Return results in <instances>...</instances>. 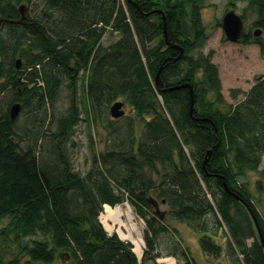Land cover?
Here are the masks:
<instances>
[{"label":"trees","instance_id":"obj_1","mask_svg":"<svg viewBox=\"0 0 264 264\" xmlns=\"http://www.w3.org/2000/svg\"><path fill=\"white\" fill-rule=\"evenodd\" d=\"M22 1L0 0V235L19 249L8 260L0 257V264H147L155 238L171 230L149 196L201 233L205 253H230L235 264H264V243L255 236L249 207L263 239L264 220L240 180L259 168L264 155V77L224 109L212 55L191 53L205 40L203 0H41L24 19ZM252 2L259 12L254 24L264 27V0ZM158 9L166 16L169 41L183 52L166 43ZM107 33L116 39L104 45ZM252 37L243 31L240 40ZM255 41L264 53V40ZM79 73L92 108L101 111L124 97L143 123L138 140L95 153L86 175L71 168L61 143L79 120L74 98L47 155L38 140L22 147L18 117H10L18 100L21 112L36 118L64 84L76 87ZM184 83L194 87L193 113ZM9 92L11 103L4 106ZM232 93L236 98L239 91ZM126 199L146 221L148 249L141 261L132 243L109 235L99 219L105 203ZM225 225L223 246L215 237ZM37 234L41 239L22 243ZM185 264L194 262L186 258Z\"/></svg>","mask_w":264,"mask_h":264},{"label":"rangeland","instance_id":"obj_2","mask_svg":"<svg viewBox=\"0 0 264 264\" xmlns=\"http://www.w3.org/2000/svg\"><path fill=\"white\" fill-rule=\"evenodd\" d=\"M252 1L255 0H203L200 11L201 23L203 25V34L205 36L204 43L192 50V54H211V60L218 66L219 75L222 81V94L227 105L235 106L238 102L244 99V93L248 92L256 83L259 77H264V53L256 38L264 40V27L256 26L254 23L259 18L258 5ZM254 3V4H252ZM21 4V3H20ZM19 4V5H20ZM25 12L32 9H38L42 5L41 0H32V3L23 2ZM234 9L243 18L244 33L252 34V41L237 42L230 41L226 37L222 26V19L226 11ZM260 30V35L255 36L254 32ZM116 39L112 34H106L103 43L109 45ZM77 85L71 88L66 84L60 88L58 97L47 105L36 118L29 116L27 111L20 112L18 116V126H20L21 135L24 142L22 147L30 142L37 141L39 149L43 155H47L51 147L52 137H55L60 132V117L65 116L70 111L72 98L75 99L79 107V120L72 126V130L68 133L67 138H62V145H65L66 153L69 156V165L71 168L81 175H86L92 167V159L95 153L117 146V144L129 143L131 139L138 140L141 136L142 124L140 119L134 114L131 105L124 97H119L116 100L125 102L124 115L113 117L110 113V106L101 111L95 110L91 106L85 87V77L82 73L78 74ZM232 90L239 91L236 98L233 97ZM9 92L3 98L4 106L11 103V94ZM45 120V121H44ZM129 122L132 123L131 128ZM134 127V128H132ZM26 128V129H25ZM130 128V129H129ZM242 182H246L253 198V203L259 214L264 220V155L260 166L257 170L249 171L246 177H240ZM261 183V187L260 184ZM106 204V203H105ZM103 209L99 214V219L104 225L109 235L118 232L116 229L110 230L102 218ZM125 207H130L138 222V229L144 239V253L148 249L145 230L146 221L136 212L135 207L129 199L119 203ZM118 205V204H116ZM115 206V205H114ZM160 208L166 211L162 220L167 223L171 230L156 237L157 248L149 252V260L147 264H163L160 259L172 258L171 264H185L186 258H189L194 264H235L232 256L224 253L220 257H214L205 253L200 245L201 233L197 232L187 222L175 217L170 213V206L165 203L160 204ZM5 224V221L0 222V227ZM255 236L259 238L258 230L253 221ZM223 230L225 232H223ZM226 225L220 231L219 236L215 237L216 241L225 246L227 238ZM119 236V235H118ZM42 235H32L23 238L22 243L31 239H41ZM120 237V236H119ZM121 238V237H120ZM122 239V238H121ZM253 237L248 239V243L253 241ZM125 242L132 243L129 239H122ZM133 245V243H132ZM225 249V248H224ZM133 250L136 252L134 245ZM14 243L5 241L0 235V257L3 260H8L18 253ZM187 253V257L183 253ZM143 253V255H144ZM142 255V257H143ZM160 255L159 257H156ZM242 257V256H241ZM222 262V263H221ZM242 264V263H241ZM245 264V263H243Z\"/></svg>","mask_w":264,"mask_h":264},{"label":"water","instance_id":"obj_3","mask_svg":"<svg viewBox=\"0 0 264 264\" xmlns=\"http://www.w3.org/2000/svg\"><path fill=\"white\" fill-rule=\"evenodd\" d=\"M19 11L22 14V18H25V13H24L25 5L24 4H21L19 6ZM158 12H160L163 15V20H164L163 30H164V37H165L166 43H168L172 46H175V47H180L179 45L173 44L169 41L166 16L161 9H158ZM1 22H2V18L0 17V25H1ZM222 26H223L224 32H225L228 40L234 41V42H237L240 40V37L243 33L244 23H243V18L241 17V15L238 14L234 9H229L228 11L225 12L223 19H222ZM254 34L257 36L260 35V30L259 29L256 30L254 32ZM180 50H181V52H183V49L181 47H180ZM21 64H22V61L20 58H18L16 60V67L19 68L21 66ZM161 70H162V67H160L158 72H157L156 83L159 82ZM180 86H186V87H189V89H190V94H191L190 112L193 113L194 87L190 83H184ZM124 104H125V102L123 100H116L115 102H113L110 106L111 115L115 118L124 115V113H125ZM21 108H22L21 102H15L14 104H12V106L10 108V117L12 119H15L19 115ZM211 153H212V148L207 150L204 161H203V165L206 164ZM225 187L227 190L229 189L228 186L226 185V183H225ZM149 200L153 202L154 207L156 209V212H157V214H159L160 218H163L165 215V212L160 210L159 203L153 198H150ZM249 209H250V213L253 216V219H254L255 225L257 227L260 239H261L262 243H264L263 233H262L258 218H257L256 214L254 213V211L250 207H249Z\"/></svg>","mask_w":264,"mask_h":264},{"label":"bare ground","instance_id":"obj_4","mask_svg":"<svg viewBox=\"0 0 264 264\" xmlns=\"http://www.w3.org/2000/svg\"><path fill=\"white\" fill-rule=\"evenodd\" d=\"M23 2H27V1L23 0L21 4H23ZM25 16H26V12H25ZM21 17H22V14H21ZM3 22H4V19L2 18L1 24H3ZM15 102H20V101H18V100L17 101H13V103H11V106ZM11 106H10V108H11ZM150 198L155 199L159 203V207H160V204H161V200L160 199H158V198H156L154 196H149L148 200ZM149 202H151V204L154 207L153 202L150 201V200H149ZM163 203H164V201H163ZM160 210L164 211L161 208H160ZM155 211H156V209H155ZM164 212L166 214V211H164ZM102 218H103L105 224L107 225V227L110 230L116 229L118 231L117 234L122 239H129L133 243L134 248L136 250V252L135 251L134 252L136 253L138 259L141 261L142 260V255L144 253V239H143V237L141 236V234L139 232L138 222H137V219H136L135 215L133 214L131 208L130 207H125L124 205L119 204V203H118V205H115V206L114 205H110L109 203H106L105 204V209L102 212ZM163 218H161V219H163ZM171 259L172 258H162V259H160V261L163 264H171L172 261H173Z\"/></svg>","mask_w":264,"mask_h":264}]
</instances>
